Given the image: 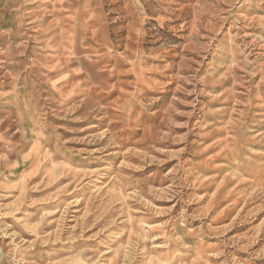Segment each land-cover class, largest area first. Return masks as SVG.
<instances>
[{"label":"rangeland","instance_id":"rangeland-1","mask_svg":"<svg viewBox=\"0 0 264 264\" xmlns=\"http://www.w3.org/2000/svg\"><path fill=\"white\" fill-rule=\"evenodd\" d=\"M0 264H264V0H0Z\"/></svg>","mask_w":264,"mask_h":264}]
</instances>
